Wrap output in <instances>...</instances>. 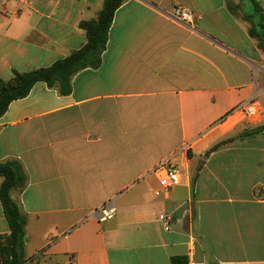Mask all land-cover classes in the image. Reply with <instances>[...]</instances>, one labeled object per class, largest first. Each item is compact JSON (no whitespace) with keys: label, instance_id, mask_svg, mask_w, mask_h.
<instances>
[{"label":"crops","instance_id":"1","mask_svg":"<svg viewBox=\"0 0 264 264\" xmlns=\"http://www.w3.org/2000/svg\"><path fill=\"white\" fill-rule=\"evenodd\" d=\"M104 2L0 0V80L83 49L80 24ZM255 3L264 14V0H126L98 69L76 74L68 95L38 83L10 104L0 164L18 163L26 176L11 196L27 217L28 264H264ZM176 6L193 22L172 19ZM251 100L254 119L236 111ZM165 162L180 184L156 197ZM109 205L114 217L100 222ZM9 234L0 201V235Z\"/></svg>","mask_w":264,"mask_h":264},{"label":"trees","instance_id":"2","mask_svg":"<svg viewBox=\"0 0 264 264\" xmlns=\"http://www.w3.org/2000/svg\"><path fill=\"white\" fill-rule=\"evenodd\" d=\"M125 1L105 0L96 19L80 24L88 38V43L83 49L73 52L68 58L56 62L51 67L24 74L17 73L7 82L0 80V118L11 103L25 99L36 84L45 83L50 88H57L62 95H68L71 92V80L76 74L85 69H98L114 15ZM255 12L263 22L264 14L257 3ZM259 27L263 28L262 25ZM250 35L256 37V29H252ZM218 147L220 145L213 150ZM0 178V201L10 231L9 235H0V264H28L24 251L27 217L11 196L13 189L26 184V176L20 164L7 163L0 164Z\"/></svg>","mask_w":264,"mask_h":264},{"label":"built area","instance_id":"3","mask_svg":"<svg viewBox=\"0 0 264 264\" xmlns=\"http://www.w3.org/2000/svg\"><path fill=\"white\" fill-rule=\"evenodd\" d=\"M171 18L180 23H192L193 17L191 12L181 6L173 8ZM241 115L249 119H254L259 116V103L257 100H251L248 103L242 105L237 110ZM155 174L159 180V189L154 192L156 197H161L168 194L172 188L180 184V174L178 170L172 166L169 162L162 164L156 171ZM115 207L109 205L104 206L98 211L100 222H106L111 220L115 215ZM160 221L165 225V229L168 230L169 216H161Z\"/></svg>","mask_w":264,"mask_h":264},{"label":"rangeland","instance_id":"4","mask_svg":"<svg viewBox=\"0 0 264 264\" xmlns=\"http://www.w3.org/2000/svg\"><path fill=\"white\" fill-rule=\"evenodd\" d=\"M260 25H262L263 26V28L261 29L259 26ZM261 29L262 30V32H263V34H264V25H263V22L262 21H260V18H259V22L258 23H256L255 24V29ZM264 36V35H263ZM264 41V40H263Z\"/></svg>","mask_w":264,"mask_h":264}]
</instances>
